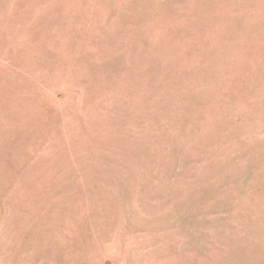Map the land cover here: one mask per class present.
<instances>
[{
  "label": "rangeland",
  "instance_id": "1",
  "mask_svg": "<svg viewBox=\"0 0 264 264\" xmlns=\"http://www.w3.org/2000/svg\"><path fill=\"white\" fill-rule=\"evenodd\" d=\"M0 264H264V0H0Z\"/></svg>",
  "mask_w": 264,
  "mask_h": 264
}]
</instances>
